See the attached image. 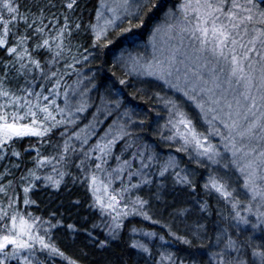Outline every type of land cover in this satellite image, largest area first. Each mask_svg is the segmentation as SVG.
<instances>
[{
  "label": "snow or ice",
  "instance_id": "6c2138e0",
  "mask_svg": "<svg viewBox=\"0 0 264 264\" xmlns=\"http://www.w3.org/2000/svg\"><path fill=\"white\" fill-rule=\"evenodd\" d=\"M77 9L80 0H0V264H264V0H95L87 20ZM151 16L150 58L121 50L108 81L97 76L108 61L83 72ZM81 33L92 60L73 43ZM69 177L87 197L70 202L87 205L80 223L30 210L32 193L59 192ZM181 194L195 204L178 205ZM135 217L161 234L133 227L124 241ZM81 235L70 255L61 241ZM135 235L158 240L156 254ZM121 241L116 260H87ZM173 241L186 255L164 248Z\"/></svg>",
  "mask_w": 264,
  "mask_h": 264
},
{
  "label": "trees",
  "instance_id": "16d2710c",
  "mask_svg": "<svg viewBox=\"0 0 264 264\" xmlns=\"http://www.w3.org/2000/svg\"><path fill=\"white\" fill-rule=\"evenodd\" d=\"M162 3L167 4V5H172L177 2V0H161ZM81 3V9H77V14L81 10H83L84 13V18L87 20L88 17V9L92 7V5L95 3V0H80ZM163 13H160L159 16H162ZM159 17L158 16H151L149 17L146 25L140 29H134L131 34L125 35L123 37H120L115 44L111 45L108 49L104 50L103 55L101 56L100 59H96L93 64H89L85 62L82 66L83 72L91 75L93 71H95V66L100 65L101 61H108L109 63H106L104 65V70L100 73H97L98 78L103 79L105 81H108L111 79V74L109 72V68L111 66L110 62L114 59L116 55L120 53L121 50H128L129 48H132V44L136 43H144L148 37V35L151 32V28L153 24H155L158 21ZM89 37L81 33L77 38L73 40V43H79L83 45V47H80L79 51L82 53V55H89V52L92 53V55H96L97 52L95 49H90L89 52H85V47L88 46L89 44ZM92 55H89V60H92ZM77 68H80L81 65H77ZM119 74V71H118ZM75 79V75L73 77L68 79V83H71L72 80ZM103 91V89H101ZM125 95H128V93H125ZM129 101L131 104L136 106L137 108H143L144 105L139 103L138 101L131 100V97L129 96ZM62 105V100L58 101ZM91 110H89L88 113L84 114V118H82L79 121V126L86 121V118H90V113ZM162 123V121H161ZM74 127H68V131L73 130ZM78 127H75L76 129ZM103 128V127H102ZM63 130V129H61ZM54 139H60L59 137V132L56 133V136ZM146 140L148 143H150L153 147L157 149V151L160 153L162 158H167L170 149L164 145L163 143L159 142L157 139L153 138L151 134H149L146 137ZM22 150V149H21ZM46 151H51V149H46ZM118 151V149H117ZM112 164H115V161H111ZM0 171H2V168H0ZM154 171V169H153ZM19 175V172H17V176ZM155 179L159 180V177H154ZM67 183L63 185L60 189L59 192L52 191L50 189L46 188H39L37 191L32 193V198L35 199L39 205V207L33 206L31 211H33L36 215H42L45 218H48L50 213H56L57 217L59 216L60 213H63V218L66 221H75L77 223L81 222V217L88 213L87 210V205L86 203H82L80 206L79 211L77 209L71 207L70 202L75 199H81L82 201H85L87 199L84 190L77 186L73 185L71 183V178H66ZM170 181H169V187H170ZM155 189L153 188V191ZM145 197L147 198V192H145ZM171 198V197H169ZM187 200V203H184V201ZM177 204L180 205L182 204L185 207H192L195 204L194 200H188L187 197H185L183 194H181L178 199H177ZM156 202L153 201V204ZM155 209H153L154 211ZM169 211H171V208H169ZM69 213H72V215H69ZM90 215V214H89ZM95 218V217H93ZM199 218V214L196 212H193L188 220L189 223L194 222L196 219ZM160 219H165V217H160ZM215 216L211 217H206L204 220H202V223H207L209 225V228H212L215 226V221H216ZM135 227L137 229H140L142 231H155L158 234H161L162 230L160 229L159 225H152L147 221L141 220L139 217L135 218H130L128 221H126L124 231L122 233L124 241H127L129 239V236L132 235L130 230ZM210 235L213 236L212 243H214V234L209 233ZM98 238L103 239L104 233L102 231H98L97 233ZM132 238L141 240L142 242L148 243L150 247L153 248L154 255L156 254L155 248L159 244V241L156 239H153L149 241L146 237H143L142 235H135L132 236ZM257 240H259V233H257ZM86 241L84 240L83 235L77 237L75 244H71L66 241H61V245L66 248V251L72 255L76 252L77 247L82 246ZM198 243H203L204 245H209L210 241L208 239H205L203 241H200ZM89 249H92V245L88 246ZM164 248L171 250L173 252H178L180 255H186V252L184 250V246L180 245L178 242L173 241L171 244L164 245ZM96 252V255H89L87 258L88 261H94L96 259H102L105 257L112 258L113 260H116L119 253L122 251H126V245L123 241L121 242H112V247L107 249L104 253L103 256L100 255L99 250H94ZM130 251V250H128ZM201 253H203V258L207 259L208 258V248L205 249H198ZM199 258V257H198ZM141 264H143V261H141Z\"/></svg>",
  "mask_w": 264,
  "mask_h": 264
},
{
  "label": "rangeland",
  "instance_id": "374dc122",
  "mask_svg": "<svg viewBox=\"0 0 264 264\" xmlns=\"http://www.w3.org/2000/svg\"><path fill=\"white\" fill-rule=\"evenodd\" d=\"M149 39H150V34L148 35V37H147V39H146V41L144 43L139 42V43H136V44H132V48H129L128 50L124 49L125 53L127 54V52H131L133 55L140 54V55H144V56H147V57L150 58L151 54H152V48H151V45L149 43ZM157 44H158V47L161 46V41L159 40V38L157 40ZM85 83H87V82L85 81ZM91 95L95 99L96 93L93 92ZM96 102H98V101H96ZM91 111H94V109H92ZM90 119H91V115H90L89 119L86 118V121H84V123L82 125H80V126L78 125V128H76V129H74L75 128L74 126L69 125L68 127H70V128L74 127V128H73V130L68 131V133L71 134L74 131H78L79 128H83L84 125L87 124ZM102 127L104 128V127H106V125H98L97 126V131L100 134H102V130H103ZM96 138L97 137L94 136L92 138V140L90 141V143H94ZM44 171L47 172V171H50V169L46 168Z\"/></svg>",
  "mask_w": 264,
  "mask_h": 264
}]
</instances>
